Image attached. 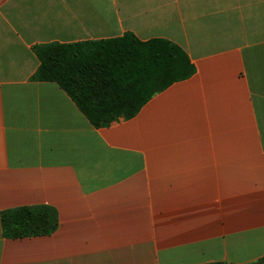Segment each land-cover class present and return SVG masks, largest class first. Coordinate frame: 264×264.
I'll use <instances>...</instances> for the list:
<instances>
[{
  "label": "crops",
  "instance_id": "crops-1",
  "mask_svg": "<svg viewBox=\"0 0 264 264\" xmlns=\"http://www.w3.org/2000/svg\"><path fill=\"white\" fill-rule=\"evenodd\" d=\"M192 72L97 127L37 45L122 36ZM52 208L51 234L1 213ZM264 257V0H0V264H248Z\"/></svg>",
  "mask_w": 264,
  "mask_h": 264
},
{
  "label": "trees",
  "instance_id": "trees-1",
  "mask_svg": "<svg viewBox=\"0 0 264 264\" xmlns=\"http://www.w3.org/2000/svg\"><path fill=\"white\" fill-rule=\"evenodd\" d=\"M34 51L39 59L34 77L56 82L97 127L133 116L153 93L192 72L178 46L163 39L140 41L130 32L102 40L37 45ZM56 224L54 210L45 206L1 213L7 238L48 235ZM248 264H264V257Z\"/></svg>",
  "mask_w": 264,
  "mask_h": 264
}]
</instances>
